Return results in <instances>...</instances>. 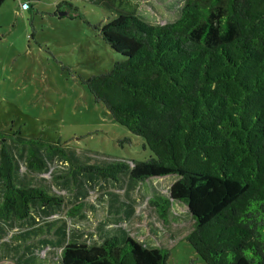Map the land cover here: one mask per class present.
I'll return each instance as SVG.
<instances>
[{
  "label": "trees",
  "instance_id": "1",
  "mask_svg": "<svg viewBox=\"0 0 264 264\" xmlns=\"http://www.w3.org/2000/svg\"><path fill=\"white\" fill-rule=\"evenodd\" d=\"M85 1L115 16L91 27L121 60L79 81L152 156L132 167L116 162L77 169L114 181L125 175L134 183L176 176L169 197L189 210L193 227L185 239L199 259L264 264V0H185L179 17L164 25L121 9V0ZM60 3L56 13L64 9L82 19L75 7ZM54 155L75 163L58 145L0 131L1 223L61 206L19 177V161L40 173ZM170 202L150 201L163 222ZM167 260L165 249L145 248L121 231L98 245L68 243L61 252V264Z\"/></svg>",
  "mask_w": 264,
  "mask_h": 264
},
{
  "label": "rangeland",
  "instance_id": "2",
  "mask_svg": "<svg viewBox=\"0 0 264 264\" xmlns=\"http://www.w3.org/2000/svg\"><path fill=\"white\" fill-rule=\"evenodd\" d=\"M62 1L82 19H57L56 4ZM184 3L121 0L120 8L164 25L179 17ZM114 17L85 0H5L0 8V131L58 145L75 159L70 164L46 157L40 173L26 171L19 161L20 179L62 204L33 209L25 221L0 222V264H61L68 243L98 245L118 231L145 248L165 249L166 264H205L185 239L193 227L186 206L171 201L163 222L150 204L168 198L176 176L134 183L125 175L114 181L77 169L116 162L132 167L152 156L79 81L106 73L121 60L91 27Z\"/></svg>",
  "mask_w": 264,
  "mask_h": 264
},
{
  "label": "water",
  "instance_id": "3",
  "mask_svg": "<svg viewBox=\"0 0 264 264\" xmlns=\"http://www.w3.org/2000/svg\"><path fill=\"white\" fill-rule=\"evenodd\" d=\"M67 11H65V10H63V11H59L58 13H57V16L58 17H64V16H67ZM168 199H170V201H173V200H171V198L169 197V195H168ZM187 211H188V213H189V210H188V208H187ZM190 214V213H189ZM191 216V215H190Z\"/></svg>",
  "mask_w": 264,
  "mask_h": 264
},
{
  "label": "built area",
  "instance_id": "4",
  "mask_svg": "<svg viewBox=\"0 0 264 264\" xmlns=\"http://www.w3.org/2000/svg\"><path fill=\"white\" fill-rule=\"evenodd\" d=\"M20 7H21V8H27V4H26V3H21V4H20Z\"/></svg>",
  "mask_w": 264,
  "mask_h": 264
},
{
  "label": "crops",
  "instance_id": "5",
  "mask_svg": "<svg viewBox=\"0 0 264 264\" xmlns=\"http://www.w3.org/2000/svg\"><path fill=\"white\" fill-rule=\"evenodd\" d=\"M59 6H61V3H57V4H56V8L59 7ZM55 16H56V15H54V17H55ZM57 17H58V16H57ZM59 18H61V17H58L57 19H59Z\"/></svg>",
  "mask_w": 264,
  "mask_h": 264
}]
</instances>
